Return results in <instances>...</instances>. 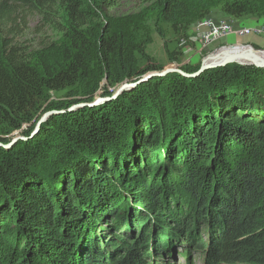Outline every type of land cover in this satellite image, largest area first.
<instances>
[{
    "label": "trees",
    "instance_id": "obj_1",
    "mask_svg": "<svg viewBox=\"0 0 264 264\" xmlns=\"http://www.w3.org/2000/svg\"><path fill=\"white\" fill-rule=\"evenodd\" d=\"M117 1L0 0V264H148L173 248L163 227L182 233V225L191 235L202 219L221 242L218 249L210 237L206 264H231L239 242L240 264H264L263 69L233 64L196 78L155 77L98 107L53 115L30 137L43 113L91 101L103 79L112 88L164 68L146 52L148 38L101 19L102 7ZM155 1L182 36L216 6ZM58 8L68 23L63 63L25 57L11 42L17 22ZM221 11L236 19L264 13V0L224 3ZM181 51L168 52L169 62ZM52 94L80 99L49 101ZM117 227L128 246L126 237L113 239Z\"/></svg>",
    "mask_w": 264,
    "mask_h": 264
},
{
    "label": "rangeland",
    "instance_id": "obj_2",
    "mask_svg": "<svg viewBox=\"0 0 264 264\" xmlns=\"http://www.w3.org/2000/svg\"><path fill=\"white\" fill-rule=\"evenodd\" d=\"M233 1L239 0H216V6L212 8L209 14L204 18H199L195 20L189 27L185 36L184 31L176 32L173 30L169 23H165L159 16V6L155 9V0H118L117 3L111 8L102 7L101 10V19L103 20L104 16H107L111 19L116 20L124 29L129 28L136 29L134 30V39L135 36L137 39L148 38L149 42L146 47V52L152 56L157 63L162 66H170L168 59V52L174 49H181L182 57L181 61L185 59H194L195 54L200 51V49L195 50L194 41H197L198 38L203 36V32H208V27L211 24H221V22L227 23L228 25L234 26L233 28L239 29L242 27H251L256 24L264 25V13L260 12L256 15L243 16L241 18H233L226 16L222 11L221 7L224 3H231ZM25 15V14H24ZM26 18L24 23H21V20L17 23L20 24L17 34L11 40L12 44L21 52L25 54V57L36 58L39 55H44V58L48 62H57L62 64V53L63 49L68 48V34H66V29L68 23L66 21V16L63 8H58L52 16L44 17L41 13L31 12L25 15ZM102 20L94 21L91 27L88 30L86 36L90 37V41L94 40V37L97 32V28L102 25ZM205 23V26L202 24ZM202 25V26H201ZM230 25V26H231ZM159 28L162 33V38L157 34L156 28ZM206 30V31H205ZM7 29L2 32L1 39H4L7 36ZM227 40L236 39L233 41V44H242L240 42L242 39L253 38L254 43L256 44L255 48L264 49V39L255 36H249L246 38H241L237 36H228L215 38L212 37L208 41H203L204 46L218 47L221 44L228 43ZM229 38V39H228ZM10 39V38H7ZM200 40V39H199ZM185 42V45H190L186 48L185 45L181 47V44ZM254 44V45H255ZM95 45L91 42V55H94ZM195 50V51H194ZM180 61V62H181ZM95 71H91V74ZM90 74V75H91ZM105 86V84H103ZM63 98L62 96L54 95V98ZM66 98V97H65ZM68 99V98H66ZM27 126H23L22 131L26 129ZM21 130L16 131L12 134L13 140L17 137H21ZM181 214H184L182 211ZM167 228L175 230L173 228V222L164 218ZM206 220H198L191 227V235L189 231L185 233L182 225H179L182 233H170L165 231L166 228H162L164 235H168L167 239H170L173 245V248H168L160 253V256H157L158 261L154 262L152 260L148 261V264H206L207 261V245L211 244L213 247L212 240L210 237H214L215 226H211ZM127 231V230H126ZM189 232V233H188ZM111 233H113V239L126 237L125 231L122 233L117 227L112 228ZM219 233H215L216 242L218 243V249L220 248V237ZM192 238V240H191ZM126 243H121L122 246L129 245L131 241L129 238ZM241 238H239L240 240ZM108 239L103 237L101 242H106ZM204 246V250H199L198 252L194 251V246ZM242 247V243L239 242L233 250V256L231 258V264H240L238 255V248ZM122 253V252H121Z\"/></svg>",
    "mask_w": 264,
    "mask_h": 264
},
{
    "label": "water",
    "instance_id": "obj_3",
    "mask_svg": "<svg viewBox=\"0 0 264 264\" xmlns=\"http://www.w3.org/2000/svg\"><path fill=\"white\" fill-rule=\"evenodd\" d=\"M219 39V38H218ZM228 43L219 45L218 47L211 48L210 46H204L202 42H198L194 45L195 50L200 49L199 52L195 54V60L185 59L183 61H178L170 63V66L164 68L160 71L147 72L141 77L133 80H124L114 87H107L106 79H103L100 83V89L94 94L93 99L89 102H80L72 104L66 110H50L43 113V115L37 121L34 130L31 133L30 137L36 135L40 126L45 123L51 116L57 114H64L65 112H73L82 108H95L102 104H105L110 101L118 99L123 93L130 92L137 86L146 83L155 77H165L172 73H177L185 78H196L202 75L208 70L224 68L229 65H238L242 67H254L264 70V49L255 48L256 45L252 43H242V44H233L227 38H224ZM229 39V38H228ZM194 50V51H195ZM198 65V70L193 73H188L183 70L184 67ZM107 87L109 95L104 96L103 91L101 90L104 86ZM79 97H70L66 98H54V95H51L49 101H64V100H79ZM19 137L15 138L13 142H16Z\"/></svg>",
    "mask_w": 264,
    "mask_h": 264
},
{
    "label": "built area",
    "instance_id": "obj_4",
    "mask_svg": "<svg viewBox=\"0 0 264 264\" xmlns=\"http://www.w3.org/2000/svg\"><path fill=\"white\" fill-rule=\"evenodd\" d=\"M202 25L205 26V23ZM230 25H228L227 23H224V22H221V24H211L207 28L208 32H203V36L198 38L197 41H194L193 44L195 45L196 43L203 42V41H207V43H209L208 40L212 37L219 38V36L220 37H228V36H232V35L237 36V37H241V38H243V37L246 38L249 36H255V37H260V38L264 39V25L256 24V25L251 26V27H242L239 29H235V28H233L234 26H232V25L230 26ZM184 43L185 42H183L181 44V47H183V45H185ZM189 45H185L186 48Z\"/></svg>",
    "mask_w": 264,
    "mask_h": 264
},
{
    "label": "crops",
    "instance_id": "obj_5",
    "mask_svg": "<svg viewBox=\"0 0 264 264\" xmlns=\"http://www.w3.org/2000/svg\"><path fill=\"white\" fill-rule=\"evenodd\" d=\"M234 40H236V39H234V38H233V39H231V40H230V41H231V43H233V41H234ZM253 40H254L253 38H246V39H243V40L241 39V40H240V42H243V43H252V44H255ZM255 45H256V44H255Z\"/></svg>",
    "mask_w": 264,
    "mask_h": 264
}]
</instances>
